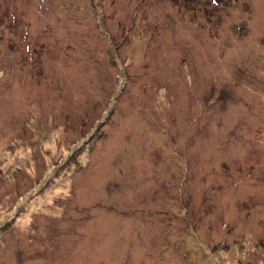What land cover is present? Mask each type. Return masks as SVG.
Segmentation results:
<instances>
[{"label":"rangeland","instance_id":"rangeland-1","mask_svg":"<svg viewBox=\"0 0 264 264\" xmlns=\"http://www.w3.org/2000/svg\"><path fill=\"white\" fill-rule=\"evenodd\" d=\"M0 264H264V0H0Z\"/></svg>","mask_w":264,"mask_h":264}]
</instances>
